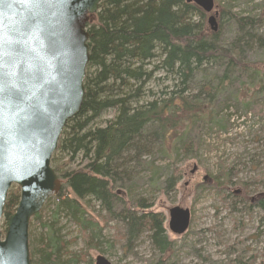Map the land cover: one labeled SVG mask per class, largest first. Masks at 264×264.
Instances as JSON below:
<instances>
[{
    "label": "trees",
    "instance_id": "obj_1",
    "mask_svg": "<svg viewBox=\"0 0 264 264\" xmlns=\"http://www.w3.org/2000/svg\"><path fill=\"white\" fill-rule=\"evenodd\" d=\"M212 10L188 0H101L98 12L89 16L84 100L67 121L54 154H66L69 163L82 154L86 162L61 171V189L49 199L55 200V216L65 213L80 227L87 246L101 237L89 212L95 201L106 218L123 223L117 230L129 242L147 231L161 254L170 252L165 215L147 212L151 206L142 197L129 200L143 181L140 172L149 170L145 183L150 188L174 189L178 178L165 175L156 156L169 159L177 151L191 156L205 125L226 132L230 120L217 118V105L226 95L235 98L237 83L245 87L249 81L254 97L264 98L259 64L244 60L239 39L224 43L219 31L209 29ZM231 17L242 29L257 26L249 16ZM156 80L171 85L159 84L155 91L149 83ZM257 104L242 108L255 112ZM108 112L115 113L109 121L104 120ZM19 201L20 187L13 185L3 217L14 214ZM41 211L33 218H41ZM46 241L39 260L30 253L31 264L60 260L62 243L55 232L49 231ZM83 256L68 263H79Z\"/></svg>",
    "mask_w": 264,
    "mask_h": 264
},
{
    "label": "rangeland",
    "instance_id": "obj_2",
    "mask_svg": "<svg viewBox=\"0 0 264 264\" xmlns=\"http://www.w3.org/2000/svg\"><path fill=\"white\" fill-rule=\"evenodd\" d=\"M212 8L206 19L209 29L215 31V27L224 43L239 39L244 60L259 64L264 73V42L260 43L264 41V0H213ZM229 13L237 18L249 16L257 26L242 29ZM211 16L215 18L214 26L209 23ZM163 82L156 80L149 85L155 91L161 89L159 84L171 85ZM251 85L249 81L245 87L237 83L235 98L228 99V95L220 98L217 118L230 120L226 132L218 128L209 130L205 125L191 156L182 151L169 159L162 153L156 156L155 164L162 166L164 174L172 173L178 178L174 189L168 187L160 192L150 188L145 183L149 170L140 172L143 181L129 200L142 197L151 206L147 212L165 215L167 237L173 243L170 252L161 254L147 231L129 242L125 232L117 230L123 223L106 218L95 201L89 212L98 222L101 237L87 246L88 239L75 222L65 213L54 215L56 204L52 199L44 204L41 218L31 220L30 253L39 260L47 234L52 231L62 243L57 264H71L68 262L79 255H84V259L76 264H96L99 255L111 264H264V98L254 97ZM251 102L259 105H255V112L242 108V104ZM114 116V112H108L104 120H112ZM56 150L51 166L59 178L61 171L79 169L86 162L81 154L69 163L66 154L57 153L54 157ZM175 206L191 212L190 225L181 235L172 233L168 225L169 209ZM6 222L2 217V238Z\"/></svg>",
    "mask_w": 264,
    "mask_h": 264
},
{
    "label": "water",
    "instance_id": "obj_3",
    "mask_svg": "<svg viewBox=\"0 0 264 264\" xmlns=\"http://www.w3.org/2000/svg\"><path fill=\"white\" fill-rule=\"evenodd\" d=\"M191 1L212 6V0ZM100 2L0 0V264H31L30 221L61 189L51 158L84 100L86 26ZM209 23L215 25L213 16ZM13 185L20 187V201L2 238L1 218ZM190 220L189 209H169L172 233H185ZM95 262L111 264L103 255Z\"/></svg>",
    "mask_w": 264,
    "mask_h": 264
}]
</instances>
